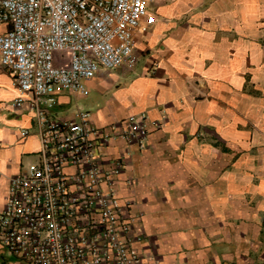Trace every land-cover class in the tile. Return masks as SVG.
I'll return each instance as SVG.
<instances>
[{
    "label": "crops",
    "instance_id": "1",
    "mask_svg": "<svg viewBox=\"0 0 264 264\" xmlns=\"http://www.w3.org/2000/svg\"><path fill=\"white\" fill-rule=\"evenodd\" d=\"M135 53L133 68L87 80L86 96L59 94L54 112L71 117L97 97L85 110L110 135L102 166L123 161L116 188L138 214L143 264H264V0H156ZM18 95L0 64V209L10 178L38 157ZM130 116L144 117L143 147L120 136ZM0 264L27 263L0 243Z\"/></svg>",
    "mask_w": 264,
    "mask_h": 264
},
{
    "label": "built area",
    "instance_id": "2",
    "mask_svg": "<svg viewBox=\"0 0 264 264\" xmlns=\"http://www.w3.org/2000/svg\"><path fill=\"white\" fill-rule=\"evenodd\" d=\"M156 0H0V64L33 112L38 157L10 178L0 209V243L27 264H143L132 231L138 214L122 200V159L102 166L110 135L78 105L54 109L58 95L86 96L101 71L136 64L135 44L155 21ZM28 130H22L25 135ZM144 117L130 116L120 136L144 146Z\"/></svg>",
    "mask_w": 264,
    "mask_h": 264
},
{
    "label": "rangeland",
    "instance_id": "3",
    "mask_svg": "<svg viewBox=\"0 0 264 264\" xmlns=\"http://www.w3.org/2000/svg\"><path fill=\"white\" fill-rule=\"evenodd\" d=\"M96 98L97 97H95V95H88L87 96V98H82V99H79L78 100V103L80 104V105H82V109H87V110H89V111H91L93 108H92V106H93V104H94V102H96L95 100H96ZM72 102H73V104H74V100H72ZM75 106V105H74ZM31 163V162H30Z\"/></svg>",
    "mask_w": 264,
    "mask_h": 264
}]
</instances>
